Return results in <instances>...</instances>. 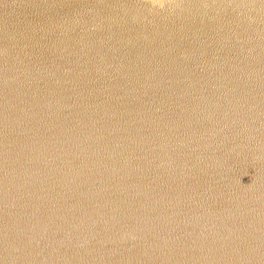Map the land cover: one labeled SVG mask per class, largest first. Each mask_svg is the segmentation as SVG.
<instances>
[{
    "label": "water",
    "instance_id": "obj_1",
    "mask_svg": "<svg viewBox=\"0 0 264 264\" xmlns=\"http://www.w3.org/2000/svg\"><path fill=\"white\" fill-rule=\"evenodd\" d=\"M0 264H264V0H0Z\"/></svg>",
    "mask_w": 264,
    "mask_h": 264
},
{
    "label": "bare ground",
    "instance_id": "obj_2",
    "mask_svg": "<svg viewBox=\"0 0 264 264\" xmlns=\"http://www.w3.org/2000/svg\"><path fill=\"white\" fill-rule=\"evenodd\" d=\"M76 71V70H75Z\"/></svg>",
    "mask_w": 264,
    "mask_h": 264
}]
</instances>
